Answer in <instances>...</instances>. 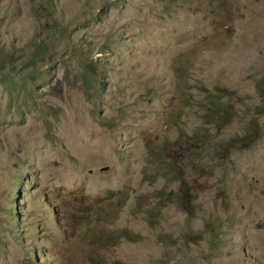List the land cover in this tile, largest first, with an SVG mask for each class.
<instances>
[{
    "label": "rangeland",
    "instance_id": "obj_1",
    "mask_svg": "<svg viewBox=\"0 0 264 264\" xmlns=\"http://www.w3.org/2000/svg\"><path fill=\"white\" fill-rule=\"evenodd\" d=\"M262 86L264 0H0V264H264Z\"/></svg>",
    "mask_w": 264,
    "mask_h": 264
},
{
    "label": "trees",
    "instance_id": "obj_2",
    "mask_svg": "<svg viewBox=\"0 0 264 264\" xmlns=\"http://www.w3.org/2000/svg\"><path fill=\"white\" fill-rule=\"evenodd\" d=\"M37 40L39 39V36H36ZM43 53V51H42ZM92 80L91 78L88 79V85H91ZM258 89H264V86L259 87ZM228 94V93H227ZM227 94H223V96H226ZM261 99H264V94L261 95ZM199 117V123L196 128H194L191 132V138L190 141L187 142L186 148L191 149L187 152L188 157L190 160H192V157L196 156L199 158H202V155L200 152H198L201 148H203L204 144L209 140L207 133L211 128H214L215 130H222L230 125V123L234 120V118L237 116L238 113H236V110L228 105V101L226 100H220L214 107L213 106H204L201 104L199 112L197 113ZM209 125V126H208ZM204 127V128H202ZM240 134V133H236ZM243 136V134H242ZM222 145H228V136L226 139L221 140ZM221 147L216 148V150L213 152V155L219 156V152L221 151ZM150 161L152 167L157 170V172H161L165 163H174L177 165L178 168L182 167L183 162L180 160V162H176L174 158H170L168 160H164V157L161 156H150ZM194 162V161H193ZM195 163V162H194ZM176 169L171 170L168 172L169 174H173V172ZM167 173V174H168ZM128 239H133V237L130 235L128 236ZM105 255L103 259H100L98 263L105 264ZM96 260H89V264H96Z\"/></svg>",
    "mask_w": 264,
    "mask_h": 264
},
{
    "label": "clouds",
    "instance_id": "obj_3",
    "mask_svg": "<svg viewBox=\"0 0 264 264\" xmlns=\"http://www.w3.org/2000/svg\"><path fill=\"white\" fill-rule=\"evenodd\" d=\"M260 98H261V97H260ZM199 109H200V108H199ZM198 112H199V110H198L197 112H195V114H196V116H197V118H198V120H199V117H198V114H197ZM193 129H194V128H193ZM193 129H192V130H193ZM192 130H191V131H192ZM191 131H190V132H191ZM19 195L21 196V189H20V191H19ZM19 200H20V197H18V200H17L18 209H19V206H20V204H19ZM148 214H150V213H148ZM19 217H20V214H19ZM132 237H133V236H132ZM130 240H132V239H130Z\"/></svg>",
    "mask_w": 264,
    "mask_h": 264
}]
</instances>
